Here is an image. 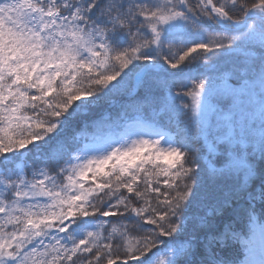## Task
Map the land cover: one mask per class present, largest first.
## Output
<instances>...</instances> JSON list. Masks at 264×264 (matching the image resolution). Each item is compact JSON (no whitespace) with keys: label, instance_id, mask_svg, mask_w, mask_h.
I'll list each match as a JSON object with an SVG mask.
<instances>
[{"label":"snow or ice","instance_id":"obj_1","mask_svg":"<svg viewBox=\"0 0 264 264\" xmlns=\"http://www.w3.org/2000/svg\"><path fill=\"white\" fill-rule=\"evenodd\" d=\"M0 264H264V0H0Z\"/></svg>","mask_w":264,"mask_h":264},{"label":"trees","instance_id":"obj_2","mask_svg":"<svg viewBox=\"0 0 264 264\" xmlns=\"http://www.w3.org/2000/svg\"><path fill=\"white\" fill-rule=\"evenodd\" d=\"M104 107H107V105H105ZM101 111H103V109L97 110V112L95 113V116L96 117H99ZM113 115L116 116V113L113 112ZM81 119L83 121H88V120L93 119V117L85 116V117H82ZM97 122H99V120ZM77 130L78 131H81L82 134L87 135L92 129L90 127H88L87 125H85V126H83V128H81V124L78 122L77 123ZM194 147L197 150V154L201 155L204 158V163L207 164L209 167H211L212 166V161L215 158L214 155L213 156L212 155H209V153L207 152V149H206V147L204 146L203 143L198 142V143H196L194 145ZM206 156H207V158H206L207 160H205V157ZM245 225H246V222H241V224L239 225V227L243 230V226H245ZM243 231H246V230H243Z\"/></svg>","mask_w":264,"mask_h":264},{"label":"rangeland","instance_id":"obj_3","mask_svg":"<svg viewBox=\"0 0 264 264\" xmlns=\"http://www.w3.org/2000/svg\"><path fill=\"white\" fill-rule=\"evenodd\" d=\"M115 115V114H114ZM113 115V113H112V116H113V118H115V116ZM203 144H204V146L206 147V149H207V152L209 153V155H212L213 156V153H214V145H212L211 144V142H203ZM207 158V156L205 157V160H207L206 159ZM257 218H258V220L259 219H261L260 217H259V214L257 215ZM243 230H248V224L246 223V225L245 226H243ZM245 231V232H246ZM226 256H228V257H231V258H236V257H238L239 255H240V250H239V248L237 247V246H232V247H229V248H227L226 250H225V253H224ZM240 258H242V256H240Z\"/></svg>","mask_w":264,"mask_h":264}]
</instances>
